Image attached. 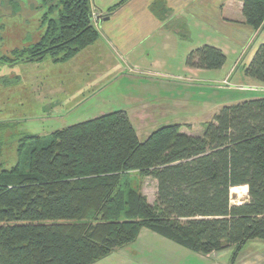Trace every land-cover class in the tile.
Masks as SVG:
<instances>
[{"label": "trees", "instance_id": "16d2710c", "mask_svg": "<svg viewBox=\"0 0 264 264\" xmlns=\"http://www.w3.org/2000/svg\"><path fill=\"white\" fill-rule=\"evenodd\" d=\"M240 1L245 22L264 30V0ZM45 14L44 32L15 49L12 63L67 61L100 37L91 0H56ZM226 61L211 45L186 58L200 69ZM244 74L264 87V43ZM182 127L141 140L128 113L115 110L48 135L24 133L10 169L0 139V264H96L144 227L203 254L234 247V260L247 241L264 240V94L223 105L201 135ZM147 176L158 183L153 204L141 190ZM243 186L248 200L232 203V188Z\"/></svg>", "mask_w": 264, "mask_h": 264}, {"label": "crops", "instance_id": "0c3cea01", "mask_svg": "<svg viewBox=\"0 0 264 264\" xmlns=\"http://www.w3.org/2000/svg\"><path fill=\"white\" fill-rule=\"evenodd\" d=\"M91 4L96 15L93 22L100 37L67 61L73 62L78 56H91L84 62L91 58L99 63L104 59L112 65L111 57L115 58L117 65L112 66L116 72L106 77L117 73L116 78L124 85L129 83L130 92L123 90L126 104L120 110L128 113L138 134L150 135L163 119H170L167 124H183L182 131L192 135L196 125L201 124L197 131L203 133L205 124L223 105L264 94L263 90L250 88L255 82L244 74L256 48L264 43V37L263 42L256 43L264 30L254 29L245 22L242 1L91 0ZM116 5L118 8L111 12ZM203 45L214 46L226 54L227 61L221 69H200L186 64L187 56ZM92 50L96 52L92 53ZM248 53L242 66L236 65L237 56ZM74 62L80 64L82 61ZM85 67L89 70L88 65ZM101 69H105L104 66ZM102 81L96 77L87 80L84 83L86 91L92 90L95 94L94 87ZM212 89L227 93L221 98H211ZM103 91L93 94L92 99L99 98ZM91 101L90 96L78 108L86 107ZM200 116L205 120L200 121ZM150 126L154 130L148 132ZM141 179L143 185L150 180L155 184L152 196L141 188L153 204L158 183L149 176ZM246 200L248 194L239 203ZM249 242L262 248L251 254L240 251L236 260L228 257L223 261V256L227 255L222 253L234 251V247L203 254L144 227L135 241L110 255L117 256L118 264H186L184 259H194L196 264H264L262 239H252L244 246Z\"/></svg>", "mask_w": 264, "mask_h": 264}, {"label": "rangeland", "instance_id": "374dc122", "mask_svg": "<svg viewBox=\"0 0 264 264\" xmlns=\"http://www.w3.org/2000/svg\"><path fill=\"white\" fill-rule=\"evenodd\" d=\"M10 1L12 4L9 3ZM14 1H16L15 5L12 0H0V4L11 5L7 14L0 16V126L2 127L0 128V139L4 143L3 166L7 169L13 167L18 161L17 150L20 138L24 133L48 135L56 130L96 118L113 110H120L126 104L124 102L125 94L122 95L123 90L126 89L127 92H130L129 83L126 86L123 84L124 82L116 78L117 73L112 75L113 72H116L112 65H117L113 57H111L112 65L111 61L104 59L99 63L91 58L84 62L91 56H78L73 62H54L51 57H47L42 61L12 63L11 59L16 57L15 49H22L35 43L45 29L42 24L44 9L36 7L38 3H41V0H23L24 3L21 0ZM53 3H56V0ZM53 15L55 16L56 13ZM263 37L264 34L260 35L256 43L261 42ZM95 52L92 50V53ZM248 55L249 53L237 56L236 65L241 67ZM77 59L82 62L77 64L74 62ZM87 65L89 70L85 67ZM102 66L105 69H101ZM109 73H112V76L106 77ZM94 77L103 79L97 87H94L95 94L92 90L90 93L86 91V85H84L87 80ZM250 86L252 89L259 90L258 86L254 84H250ZM101 90L104 91L99 93V98L92 99ZM211 92V98L212 96L221 98L220 96L227 93L224 90L215 89H212ZM90 96L92 101L86 107L78 108L82 107L84 100ZM204 118L200 116L198 119L204 121ZM168 120L170 119L160 120L155 128L169 123ZM152 126L148 128V132L154 130ZM198 126L196 125L194 135L202 134L201 131H197ZM138 135L141 140H144L149 136V133ZM138 181L136 184L135 179L133 184H140V180ZM141 188H145L152 196L156 187L150 180L144 185L141 181ZM247 194L246 186L238 187L236 192L231 190L232 203H239L240 200L247 197ZM262 241L260 245H264V240ZM244 247L239 252L243 251L246 254L250 251L251 254L262 248L257 247L253 242H249L248 246ZM222 254L227 255V257L223 256V261L228 257H232L233 261L235 250H227ZM116 257V255H110L96 264H118ZM184 260L186 264L197 263L194 259Z\"/></svg>", "mask_w": 264, "mask_h": 264}, {"label": "flooded vegetation", "instance_id": "af4514ba", "mask_svg": "<svg viewBox=\"0 0 264 264\" xmlns=\"http://www.w3.org/2000/svg\"><path fill=\"white\" fill-rule=\"evenodd\" d=\"M23 2V0H21ZM54 0H41V3L37 4V8H42L44 9V13H43V17H45V13H48L50 10V6L53 3ZM24 3V2H23ZM5 4H0V16L5 15L6 13L4 12L5 8H4ZM42 17V18H43ZM48 17H51V14H48Z\"/></svg>", "mask_w": 264, "mask_h": 264}, {"label": "built area", "instance_id": "2783aa9c", "mask_svg": "<svg viewBox=\"0 0 264 264\" xmlns=\"http://www.w3.org/2000/svg\"><path fill=\"white\" fill-rule=\"evenodd\" d=\"M96 17L95 13H93V19ZM259 90H263L264 91V87L258 86Z\"/></svg>", "mask_w": 264, "mask_h": 264}, {"label": "bare ground", "instance_id": "6f19581e", "mask_svg": "<svg viewBox=\"0 0 264 264\" xmlns=\"http://www.w3.org/2000/svg\"><path fill=\"white\" fill-rule=\"evenodd\" d=\"M238 190V187L232 188V191L236 192Z\"/></svg>", "mask_w": 264, "mask_h": 264}]
</instances>
